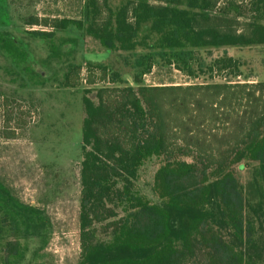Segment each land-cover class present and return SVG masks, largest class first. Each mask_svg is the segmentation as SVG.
Returning <instances> with one entry per match:
<instances>
[{
  "label": "trees",
  "instance_id": "16d2710c",
  "mask_svg": "<svg viewBox=\"0 0 264 264\" xmlns=\"http://www.w3.org/2000/svg\"><path fill=\"white\" fill-rule=\"evenodd\" d=\"M221 1L83 0L78 18L27 20L52 29L28 32L44 44L47 61H62L66 43L74 50L87 38L131 70L129 83L116 68L84 58L77 264H261L264 79H250L252 62L241 51L264 47V0ZM70 30L80 39L57 38ZM8 36L0 32V50L32 76L28 50ZM154 67L194 81L144 83ZM63 85L75 86L68 73ZM152 158L155 202L136 188ZM40 221L0 182V233L19 235L21 225L30 232ZM20 252L17 240H7L3 262Z\"/></svg>",
  "mask_w": 264,
  "mask_h": 264
},
{
  "label": "rangeland",
  "instance_id": "374dc122",
  "mask_svg": "<svg viewBox=\"0 0 264 264\" xmlns=\"http://www.w3.org/2000/svg\"><path fill=\"white\" fill-rule=\"evenodd\" d=\"M0 2V32L12 35L7 39L15 37L23 42L30 55V71H34L29 76L21 69L22 62L16 64L0 50V182L21 203L35 207L43 218L41 228V223L37 222L28 233L23 225L19 235L3 229L0 233V264H5L3 248L7 240H17L21 246L19 256L11 258L10 264H77L80 254V96L87 85L86 77L90 75L84 58L116 68L129 83L132 82L131 70L120 64L114 54L102 53L97 43L87 38L81 39L74 50L70 48L71 43H66L64 48L69 54L62 61H47L44 44L28 35L30 30H52L42 23L28 24L29 18L39 21L78 18L83 0ZM56 36L80 39L78 33L71 30L57 31ZM241 54L251 59L253 73L250 79H264V47L242 49ZM43 61H47V65L41 63ZM70 64L76 67L72 68ZM37 71L46 81L36 75ZM92 72L95 85L101 84L98 70ZM66 73L69 82H74L75 86L63 85ZM143 79L144 83L152 85H185L194 81L168 67H154ZM157 166L154 158L146 161L136 181V188L153 202L157 201L152 191ZM246 175V170L240 171L242 180ZM256 239L264 252V228H258ZM261 264H264V254Z\"/></svg>",
  "mask_w": 264,
  "mask_h": 264
},
{
  "label": "flooded vegetation",
  "instance_id": "af4514ba",
  "mask_svg": "<svg viewBox=\"0 0 264 264\" xmlns=\"http://www.w3.org/2000/svg\"><path fill=\"white\" fill-rule=\"evenodd\" d=\"M0 4H1V2H0Z\"/></svg>",
  "mask_w": 264,
  "mask_h": 264
}]
</instances>
